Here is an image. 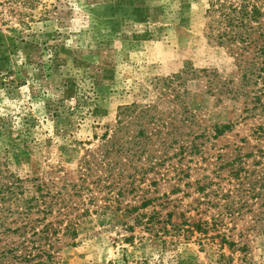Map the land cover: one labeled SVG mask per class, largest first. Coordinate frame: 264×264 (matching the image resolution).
I'll use <instances>...</instances> for the list:
<instances>
[{
	"label": "rangeland",
	"instance_id": "374dc122",
	"mask_svg": "<svg viewBox=\"0 0 264 264\" xmlns=\"http://www.w3.org/2000/svg\"><path fill=\"white\" fill-rule=\"evenodd\" d=\"M208 3L0 0V182L22 179L28 198L37 195L39 184L45 192L81 184L80 165L116 126L119 108L156 105L162 80L187 67L216 70L238 83L236 58L208 39ZM244 102L193 87L186 104L200 126L212 132L216 125L233 124V130L198 140L197 154L155 149L163 158L157 161L161 173L135 183L123 178L119 186L127 191L118 202L107 200L111 193L94 179L85 183L89 189L74 199L90 213L80 219L76 240L61 236L56 243L55 264H264V236L240 237L246 221L221 229L230 241L248 244L245 260L239 251L233 260L220 259L232 254L221 247L216 237L221 232L202 234L190 227L211 222L219 212L197 187L216 181L222 159L255 145L253 133L264 117L249 116ZM182 130L188 134V128ZM138 164L150 163L145 155ZM144 200L152 203L142 208ZM106 205L111 208L104 210ZM2 240L0 246L21 241L12 234Z\"/></svg>",
	"mask_w": 264,
	"mask_h": 264
},
{
	"label": "trees",
	"instance_id": "16d2710c",
	"mask_svg": "<svg viewBox=\"0 0 264 264\" xmlns=\"http://www.w3.org/2000/svg\"><path fill=\"white\" fill-rule=\"evenodd\" d=\"M208 5V39L227 48L236 58L238 83L223 78L216 70L192 66L163 79L156 105L132 104L119 108L116 126L107 129L95 150H89L80 165L82 183L71 185L72 189L65 185L57 191L47 187L45 192V187L39 184L37 195L28 198L22 179L10 176L12 179L1 181L0 243L7 234L16 235L21 241L13 246H0V264H55L56 243L61 241V236L76 240L80 219L90 213V210L82 211L74 197L89 189L85 183L91 179L97 187L108 189L111 197L107 200L118 202L127 191L119 186L123 178H132L135 183L139 177L161 173L157 161L163 158L154 154L158 152L155 149L165 150V155L176 148L181 155L197 154L202 145L198 140L218 139L232 131L233 124L216 125L212 132H208L207 126H200L198 115L186 104L193 87H201L210 96L244 98V111L249 116L264 117V0H209ZM160 106L166 108L161 110ZM184 128H188V134L183 132ZM253 135L252 151L240 150L235 158L222 159L216 166V181L197 187L204 197H210L219 212L211 222L199 220L191 224L193 231L207 234L210 230H230V223L236 226L240 220L246 221L240 237L250 241L253 236H264V121L256 126ZM145 155L150 164L139 165ZM128 170L133 172L129 176ZM95 199L93 192L89 201ZM151 203L144 200L141 207ZM110 208L111 205H106L103 209ZM37 215L41 217L35 218ZM155 216L148 221L153 223ZM172 217L168 215L170 221ZM216 237L221 238V247L228 246L232 253L228 257L221 254L220 259L233 260L234 253L239 251L246 253L245 260L250 251L247 243L230 241L223 231ZM262 251L264 255V245Z\"/></svg>",
	"mask_w": 264,
	"mask_h": 264
}]
</instances>
